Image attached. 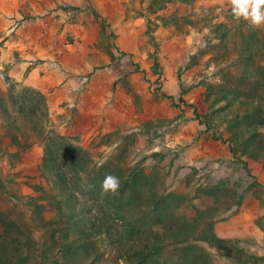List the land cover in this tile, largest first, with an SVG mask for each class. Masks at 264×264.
I'll return each mask as SVG.
<instances>
[{"label": "rangeland", "instance_id": "374dc122", "mask_svg": "<svg viewBox=\"0 0 264 264\" xmlns=\"http://www.w3.org/2000/svg\"><path fill=\"white\" fill-rule=\"evenodd\" d=\"M17 1L0 0V264H89L84 207L109 264L129 227L154 241L182 222L194 234L155 264H264V162L234 156L228 120L244 75L264 100V25L229 0Z\"/></svg>", "mask_w": 264, "mask_h": 264}, {"label": "trees", "instance_id": "16d2710c", "mask_svg": "<svg viewBox=\"0 0 264 264\" xmlns=\"http://www.w3.org/2000/svg\"><path fill=\"white\" fill-rule=\"evenodd\" d=\"M256 55L262 57L264 54L258 52ZM245 60L254 61L253 50H248ZM242 80L243 90L247 88L251 90V94H249V99L244 103L246 104L244 114H235L234 118L228 119L231 131L229 146L234 156L239 155L242 158L247 157L258 162H264V133H261V130L264 129V100L262 99L260 90L254 89L251 86V82L247 75H244ZM223 94L225 95V92H223ZM238 94L242 93L238 91ZM210 127L211 125L209 123V128ZM67 149H69V147ZM77 152L76 150H73V152L70 150V154L76 159V162H73V164L75 163V166H77L75 168L78 174H85V167L82 160H78L76 156ZM63 157L65 159L68 158L66 154H63ZM66 167H68V165L66 166L63 164L55 167L56 182L63 190L68 191V193L71 194L70 197L73 198L74 194L72 193L73 190L70 179L66 173ZM82 215L80 221L84 220V224L82 225L81 231L80 226L79 233L75 237V240L81 241L79 249L84 253V256L86 255L87 260L91 261L89 264H109V260H104L105 252L101 251L92 239L93 234L103 232L105 225L98 223L97 215L90 207H84ZM65 216L68 217V222L70 224L73 214L67 213ZM73 226L76 227V223L73 224ZM193 228L192 222H182L178 226L160 223L159 235L154 237V241H151L149 239L139 238L138 235L140 232L132 230L129 227L124 233H119L117 238H112L111 240V249L114 253L113 264H155L156 259L162 255L165 248L163 243L169 239L172 240V242L173 240L175 242L188 240V237L194 234ZM66 252L71 253V247H69ZM90 252L91 256L89 255ZM191 262L192 261H190V263ZM195 262L196 260L192 263Z\"/></svg>", "mask_w": 264, "mask_h": 264}, {"label": "clouds", "instance_id": "9594fccd", "mask_svg": "<svg viewBox=\"0 0 264 264\" xmlns=\"http://www.w3.org/2000/svg\"><path fill=\"white\" fill-rule=\"evenodd\" d=\"M229 4L232 16L237 21H247L254 27L264 25V0H229ZM120 186V179L110 173L105 174L100 182V188L104 195L116 194Z\"/></svg>", "mask_w": 264, "mask_h": 264}, {"label": "crops", "instance_id": "0c3cea01", "mask_svg": "<svg viewBox=\"0 0 264 264\" xmlns=\"http://www.w3.org/2000/svg\"><path fill=\"white\" fill-rule=\"evenodd\" d=\"M19 2H21V0H18ZM17 1V2H18ZM23 1V0H22ZM4 8L2 9L3 10V12L5 13V14H7V12H10V10H9V6H12V2H7V1H5L4 3ZM17 11V10H16ZM11 13V12H10ZM19 12L17 11V13L16 14H18ZM1 15V14H0Z\"/></svg>", "mask_w": 264, "mask_h": 264}]
</instances>
